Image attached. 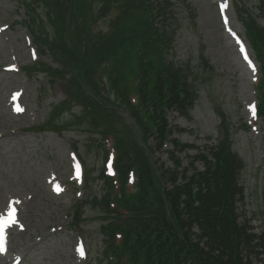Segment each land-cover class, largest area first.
<instances>
[{
  "label": "trees",
  "instance_id": "1",
  "mask_svg": "<svg viewBox=\"0 0 264 264\" xmlns=\"http://www.w3.org/2000/svg\"><path fill=\"white\" fill-rule=\"evenodd\" d=\"M23 1L40 52H51L59 65L48 70L39 62L28 72L37 68L36 74L59 78L70 89L69 100L54 112L78 106V116L69 115L74 125L88 121L80 127L85 132L101 118L97 131L106 161L114 152L115 176L105 167L99 174L106 187L97 203L106 215L102 264H264V224L257 234L249 220L240 222L244 164L233 150L226 118L219 116L218 145L190 157L187 166L180 156L198 146L174 137L182 130L169 122L168 112L191 118L198 91L190 70L172 60L175 39L164 24L171 0H34L45 8L53 38L36 23V7ZM106 20V31H97L96 24ZM247 25L260 67L257 110L264 120V31ZM111 140L109 151L104 146ZM166 145L170 165L155 157ZM261 195L264 214V185Z\"/></svg>",
  "mask_w": 264,
  "mask_h": 264
},
{
  "label": "rangeland",
  "instance_id": "2",
  "mask_svg": "<svg viewBox=\"0 0 264 264\" xmlns=\"http://www.w3.org/2000/svg\"><path fill=\"white\" fill-rule=\"evenodd\" d=\"M30 4L36 7V23L53 38L43 5L34 0ZM167 7L164 24L175 39L172 60L190 70L198 91L191 118L168 112L169 122L182 130L174 137L198 146L180 154L184 166L199 151L218 145L223 115L233 150L244 164L239 182L245 186V197L237 204L240 222L249 220L259 234L264 224V120L252 110L259 103L260 67L247 24L253 31H264V0H171ZM31 18L23 0H0V221L13 218V209L19 212V207L29 216L22 217L23 225L9 236L0 264H102L106 215L97 203L106 192L99 175L106 159L97 130L104 124L100 118L85 132L80 127L88 121L74 125L69 115L78 116V106L67 113L54 112L69 100L70 89L56 76L36 74L37 68L28 72L39 62L48 70L59 66L51 52H40ZM96 25L97 31H106L107 20ZM112 145L113 140L104 147L111 151ZM155 157L171 164L165 148ZM196 166L204 168L199 161Z\"/></svg>",
  "mask_w": 264,
  "mask_h": 264
},
{
  "label": "bare ground",
  "instance_id": "3",
  "mask_svg": "<svg viewBox=\"0 0 264 264\" xmlns=\"http://www.w3.org/2000/svg\"><path fill=\"white\" fill-rule=\"evenodd\" d=\"M1 137H2V135L0 136V138ZM19 209H20L19 212H18L17 209L15 210V211H17L19 213L18 218L15 219V222H13V218L12 217L11 218L8 217L7 219L1 220V222L3 224V227H5L2 230L4 231L3 236L6 237V240L9 239L8 238L9 236H13L14 235L15 231L20 227L19 225H23V224H21L22 223V221H21L22 217L23 218L29 217L28 216V212H27V214H24V210L22 209V207H19ZM16 213H15V215H16ZM11 216H13V215H11ZM22 229H24V228H22ZM0 240H2L1 235H0Z\"/></svg>",
  "mask_w": 264,
  "mask_h": 264
},
{
  "label": "snow or ice",
  "instance_id": "4",
  "mask_svg": "<svg viewBox=\"0 0 264 264\" xmlns=\"http://www.w3.org/2000/svg\"><path fill=\"white\" fill-rule=\"evenodd\" d=\"M13 222H15V209H13Z\"/></svg>",
  "mask_w": 264,
  "mask_h": 264
}]
</instances>
